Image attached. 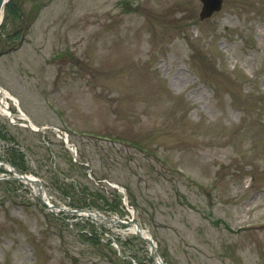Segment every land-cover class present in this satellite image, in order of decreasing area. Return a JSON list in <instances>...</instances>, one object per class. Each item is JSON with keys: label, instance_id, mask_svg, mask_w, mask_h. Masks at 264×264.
I'll list each match as a JSON object with an SVG mask.
<instances>
[{"label": "rangeland", "instance_id": "obj_1", "mask_svg": "<svg viewBox=\"0 0 264 264\" xmlns=\"http://www.w3.org/2000/svg\"><path fill=\"white\" fill-rule=\"evenodd\" d=\"M201 10L10 0L0 86L47 130L0 111V264H156L132 219L163 264H264V0Z\"/></svg>", "mask_w": 264, "mask_h": 264}, {"label": "bare ground", "instance_id": "obj_2", "mask_svg": "<svg viewBox=\"0 0 264 264\" xmlns=\"http://www.w3.org/2000/svg\"><path fill=\"white\" fill-rule=\"evenodd\" d=\"M9 99H12L14 101V103L16 104V106H17V103H18L17 98L12 96L4 88L3 89L0 88V111L3 114L11 117L12 115H11V111H10V108H9ZM23 119H24L25 122L28 123L29 127H32L34 129L37 128V126L35 124H33L32 122H30V125H29V122H28L27 118H23ZM5 168H8L10 170H14V168L11 165H9V164H5ZM15 172H16V176H17L19 181H22L25 184L27 183V184H29L31 186H34L35 191L38 193V195L42 196L44 199L46 198L45 196H46L47 193L44 190V188L41 189V187L39 185L35 184V182H37V183L39 182L38 178H36L33 175H27V174H24V173H19L17 171H15ZM20 175L21 176H27L28 179L27 178H22V177H20ZM115 187H117V185ZM45 202H48L49 204H51L49 200H46ZM55 208H57V207L53 206L52 209L55 210ZM70 209H71V211L74 210V208H71V207H70ZM81 215L84 216V217H88V215H90L93 219H96L98 221V223L104 224V225H107V226H112V227L114 226L115 227V226H120L122 224H126V223H123V221L117 216H114V217H112V216H103L101 214H98L97 212L94 213V212L88 211V210H82ZM130 226H131L130 233L132 235H135V236L139 237L141 240H143L146 243H147V240H150L152 235H151V232L149 230H147V229H145L143 227L141 229H139V227H141V226H139L138 224H134V223H133V225H130Z\"/></svg>", "mask_w": 264, "mask_h": 264}, {"label": "water", "instance_id": "obj_3", "mask_svg": "<svg viewBox=\"0 0 264 264\" xmlns=\"http://www.w3.org/2000/svg\"><path fill=\"white\" fill-rule=\"evenodd\" d=\"M7 1H8V0H7ZM7 1H6V0H0V13H1V11H2L4 5L7 3ZM200 1H201L202 4H203V6H202V10H201V12H200V18H201V20H205V19L211 17L215 12L220 11L221 8H222V4H223V0H200ZM31 128H32V127H31ZM45 129H46V127L36 128V129L32 128V130H34L35 132L43 131V130H45ZM66 144H67V146H69L68 141H66ZM70 149L73 150V151L76 153V151L74 150V148H70ZM7 170L10 171V172H13L14 175L16 176V172H15L14 170H10V169H7ZM20 177H22V178H27V179H28L27 176H21V175H20ZM15 178L18 179L17 176H16ZM35 184H36V185H39L40 187H42V185H41L40 182H38V183L35 182ZM41 189H42V188H41ZM40 198H41V197H40ZM41 201H42V199H41ZM43 203H44L46 206H48V207H50V208H53V206H52L51 204L46 203L45 201H43ZM74 212H75V213H79V214H81L82 210H74ZM147 242H148V244L150 245V248H151V252H152L153 258H154L155 260H158L159 263L163 264L162 259H161V257H160V254H159V252H158V250H157V246L155 245L153 239L150 238V240H147ZM156 262H157V261H156Z\"/></svg>", "mask_w": 264, "mask_h": 264}, {"label": "trees", "instance_id": "obj_4", "mask_svg": "<svg viewBox=\"0 0 264 264\" xmlns=\"http://www.w3.org/2000/svg\"><path fill=\"white\" fill-rule=\"evenodd\" d=\"M4 130H5V128H4ZM3 129H0V134L3 136V137H5V136H7V131H4ZM2 132V133H1ZM17 144V143H16ZM18 145V144H17ZM18 149L16 148V150L15 151H17ZM18 152V151H17Z\"/></svg>", "mask_w": 264, "mask_h": 264}, {"label": "flooded vegetation", "instance_id": "obj_5", "mask_svg": "<svg viewBox=\"0 0 264 264\" xmlns=\"http://www.w3.org/2000/svg\"><path fill=\"white\" fill-rule=\"evenodd\" d=\"M23 25V24H22ZM21 37H23V36H21ZM23 39V38H22ZM11 40V39H10ZM11 50H13V49H11ZM0 55H3V53H0Z\"/></svg>", "mask_w": 264, "mask_h": 264}]
</instances>
